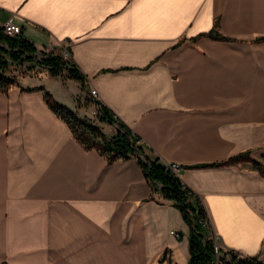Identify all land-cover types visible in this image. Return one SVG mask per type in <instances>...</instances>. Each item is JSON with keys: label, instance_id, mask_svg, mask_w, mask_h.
<instances>
[{"label": "crops", "instance_id": "1", "mask_svg": "<svg viewBox=\"0 0 264 264\" xmlns=\"http://www.w3.org/2000/svg\"><path fill=\"white\" fill-rule=\"evenodd\" d=\"M10 19L39 52L70 40L85 80L41 68L0 91V264H190L175 202L136 158L85 148L46 92L81 117L105 105L181 165L222 244L264 263V176L200 167L264 159V0H0Z\"/></svg>", "mask_w": 264, "mask_h": 264}, {"label": "trees", "instance_id": "2", "mask_svg": "<svg viewBox=\"0 0 264 264\" xmlns=\"http://www.w3.org/2000/svg\"><path fill=\"white\" fill-rule=\"evenodd\" d=\"M214 37L220 40L229 39L219 32ZM40 54H42L41 59H39ZM24 62H32L40 67L49 68L53 75H59L64 69H67L71 77L85 80L84 74L80 71L76 62L68 64L60 52H39L22 34L10 36L0 28L1 92L6 93L18 85L16 78L10 74V68L13 64ZM46 99L52 110L68 123L76 139L85 148L98 150L106 156L109 163H113L118 159L130 160L136 158L145 169L154 189L159 188L166 198L173 200L181 210L185 220L190 224V264L205 263L210 259L214 243L205 241L207 237L205 230L209 231V229H206L203 224L208 220V214L204 206L198 205L201 202L200 197L184 183L180 176L167 167L166 163L161 162L160 159L152 160L148 156L143 143L139 142L140 136L135 134L126 124L118 122L110 110L100 102L98 104L103 114L102 120L111 124H119L116 134L111 137L107 136L99 126L82 118L69 107L60 104L51 93L46 92ZM141 154H145L147 158H143ZM247 163L251 164L264 176V159H253L249 151L233 156L222 164H206L200 167ZM237 264H263V262L256 257L247 256Z\"/></svg>", "mask_w": 264, "mask_h": 264}, {"label": "built area", "instance_id": "3", "mask_svg": "<svg viewBox=\"0 0 264 264\" xmlns=\"http://www.w3.org/2000/svg\"><path fill=\"white\" fill-rule=\"evenodd\" d=\"M0 28H2L3 31L7 35H10V36H18L20 34H23L22 27L20 25L16 24L12 19H10L9 21H7L4 24H0ZM58 47H60V52H61V54L63 56V59L68 64H74L75 60H74L73 52H72V42L70 40H68V39H66V40H64L62 42H59L49 52L56 51V49ZM41 58H42V55H39V59H41ZM90 94L92 96H95V97L98 96V92H97L96 89H92L90 91ZM139 142H142V140L140 139ZM166 165H167V167L171 168L174 173H176L178 176L181 177L182 168H181L180 164H178V163H166ZM186 185H188V184H186ZM192 190L194 191V189H192ZM199 197L201 199V202L198 203V205L204 206L205 209L207 210V207L205 206L203 198L201 196H199ZM207 214H208V220L205 221L203 225H204V227L206 229H209L210 234L207 235V237L205 238V241L213 242L214 243V248H213V252L211 254L210 259L207 260L205 263H200V264H237L240 260H242L245 257H247L246 255H244L240 251H238L236 249H233V248H230V247L222 244L219 241L218 235L212 230V226H211V221H210V216H209L208 210H207ZM173 233L177 237H180L179 232H173Z\"/></svg>", "mask_w": 264, "mask_h": 264}, {"label": "rangeland", "instance_id": "4", "mask_svg": "<svg viewBox=\"0 0 264 264\" xmlns=\"http://www.w3.org/2000/svg\"><path fill=\"white\" fill-rule=\"evenodd\" d=\"M41 68L46 69L45 67H40L39 65L33 64L32 62H24L22 64L16 63L11 66L10 74L13 75L18 82V79L21 77H28L32 74H38V70ZM83 110L84 114L82 113V118H85L99 126L101 130L109 137L116 134L119 124H111L102 120L103 114L98 102H94L87 98L83 99Z\"/></svg>", "mask_w": 264, "mask_h": 264}, {"label": "water", "instance_id": "5", "mask_svg": "<svg viewBox=\"0 0 264 264\" xmlns=\"http://www.w3.org/2000/svg\"><path fill=\"white\" fill-rule=\"evenodd\" d=\"M141 156H142L143 158H147V156H146L145 154H141Z\"/></svg>", "mask_w": 264, "mask_h": 264}]
</instances>
